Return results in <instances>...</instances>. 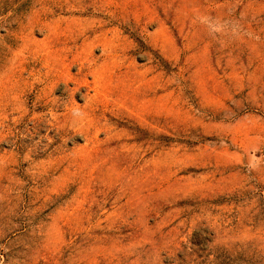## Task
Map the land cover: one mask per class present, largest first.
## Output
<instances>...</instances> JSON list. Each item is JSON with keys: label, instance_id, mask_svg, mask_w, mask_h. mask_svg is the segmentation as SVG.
Instances as JSON below:
<instances>
[{"label": "rangeland", "instance_id": "374dc122", "mask_svg": "<svg viewBox=\"0 0 264 264\" xmlns=\"http://www.w3.org/2000/svg\"><path fill=\"white\" fill-rule=\"evenodd\" d=\"M0 264H264V0H0Z\"/></svg>", "mask_w": 264, "mask_h": 264}, {"label": "clouds", "instance_id": "9594fccd", "mask_svg": "<svg viewBox=\"0 0 264 264\" xmlns=\"http://www.w3.org/2000/svg\"><path fill=\"white\" fill-rule=\"evenodd\" d=\"M201 23L208 25L210 28V35L214 38L217 34L221 36H231V37H238L241 34L242 28L238 22H229L227 24L224 23H217L210 17H201L199 18ZM72 115L74 117V123L83 119L84 113L80 109H73ZM261 166V162L259 161H252L248 162V170L254 171L257 170Z\"/></svg>", "mask_w": 264, "mask_h": 264}]
</instances>
